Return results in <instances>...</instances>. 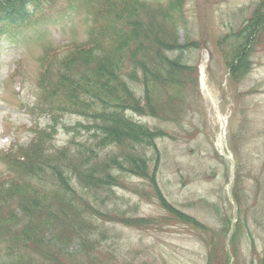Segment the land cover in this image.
Instances as JSON below:
<instances>
[{"label":"rangeland","instance_id":"1","mask_svg":"<svg viewBox=\"0 0 264 264\" xmlns=\"http://www.w3.org/2000/svg\"><path fill=\"white\" fill-rule=\"evenodd\" d=\"M70 6L56 0L51 16L40 22L46 35L42 41L30 42L25 34L0 40V150L31 137L35 119L24 105L35 102L42 43L65 48L87 38V9L73 11ZM185 7L180 41L194 42L184 55L193 65L198 61L199 80L194 71L179 122L141 117L164 130L157 143L160 151L147 144L139 147L150 159L148 175H123V189L109 202L128 217L149 221L100 222L108 235L99 255L114 264H264V25L252 29L264 0H186ZM243 28L252 33V64L238 72L236 82L230 76L229 52L239 43L236 36L244 39L238 33ZM16 71L19 75L13 77ZM202 76L216 95L217 108L202 89ZM222 117L227 118V148L237 158L235 182L231 163L215 149ZM79 119L67 115L64 123L74 125ZM69 138L60 130L54 143L60 147ZM119 150L113 146L106 151ZM5 171L0 163V174ZM233 191L238 207L230 202ZM238 214L240 220L233 223Z\"/></svg>","mask_w":264,"mask_h":264},{"label":"trees","instance_id":"2","mask_svg":"<svg viewBox=\"0 0 264 264\" xmlns=\"http://www.w3.org/2000/svg\"><path fill=\"white\" fill-rule=\"evenodd\" d=\"M51 4L52 0H0V20L32 22L35 13ZM185 5L186 0H103L91 46L65 56L53 78L54 62L51 51L46 52L45 82L59 80L45 93L44 110L99 111L96 117L105 120L107 134L95 146L82 142L76 152L54 153L48 136L42 135L19 154L7 155L14 178L0 182V264H114L99 255L108 235L100 222L149 221L128 217L126 211L111 208L109 200L124 174L148 175L150 159L139 147L147 144L160 151L157 143L165 134L126 118L123 110L129 107L172 122L184 116V92L195 80L194 71L199 80L198 61L193 65L184 55L194 42L180 41L179 29L187 22ZM259 9L254 31L264 25V11ZM4 29L0 25V31ZM238 33L244 39L236 36L239 43L229 52V70L236 82L241 69H250L253 51L252 33L244 28ZM132 81L143 87V97ZM112 144L119 152L104 155Z\"/></svg>","mask_w":264,"mask_h":264},{"label":"bare ground","instance_id":"3","mask_svg":"<svg viewBox=\"0 0 264 264\" xmlns=\"http://www.w3.org/2000/svg\"><path fill=\"white\" fill-rule=\"evenodd\" d=\"M203 83H204V90H205L207 96H208V97H209L214 103H216V96H215L213 90L211 89V87H210L208 84H206V78H205V77L203 78ZM223 122L225 123V120H223Z\"/></svg>","mask_w":264,"mask_h":264}]
</instances>
